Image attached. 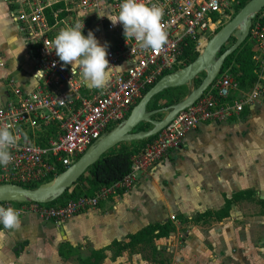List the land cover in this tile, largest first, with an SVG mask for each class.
Returning <instances> with one entry per match:
<instances>
[{
    "label": "built area",
    "instance_id": "built-area-1",
    "mask_svg": "<svg viewBox=\"0 0 264 264\" xmlns=\"http://www.w3.org/2000/svg\"><path fill=\"white\" fill-rule=\"evenodd\" d=\"M4 1L31 47L36 62L34 75L41 85L25 91L14 85L13 79L8 80L12 88L0 105V127L19 134L20 139L11 149L12 163L0 166V184L28 188L56 177L59 170L68 168L102 134L124 120L161 76L181 68L184 49L192 44L199 52L201 41L206 43L214 35L236 5V0H147L150 5L163 7L162 23L168 40L160 49L141 50L134 39L126 40L122 24L113 26L108 19V15L118 14L121 0ZM76 23L84 24L82 31L92 27L98 42L107 48L113 72L105 90L87 88L79 69L73 74L71 65H64L51 50L59 31ZM248 38L255 82L242 88L230 68L220 71L192 105L131 153L130 169L121 179L92 195L53 203L2 201L0 206H11L21 216L31 214L60 223L131 188L140 174L150 171L171 148L179 147L185 134L200 123L238 117L246 106L264 97V8L252 19Z\"/></svg>",
    "mask_w": 264,
    "mask_h": 264
},
{
    "label": "crops",
    "instance_id": "crops-1",
    "mask_svg": "<svg viewBox=\"0 0 264 264\" xmlns=\"http://www.w3.org/2000/svg\"><path fill=\"white\" fill-rule=\"evenodd\" d=\"M9 9L0 0V105L10 95V78L25 91L41 85ZM154 99L148 110L161 107ZM143 124L149 125L141 122L133 131L148 129ZM147 139L114 147L134 152ZM250 202L264 205V97L226 122L200 123L131 188L96 208L60 223L27 214L19 230L2 227L0 264H264L252 226L231 220ZM225 207L228 215L219 219ZM166 222L174 229L167 237L124 246L145 227Z\"/></svg>",
    "mask_w": 264,
    "mask_h": 264
},
{
    "label": "water",
    "instance_id": "water-1",
    "mask_svg": "<svg viewBox=\"0 0 264 264\" xmlns=\"http://www.w3.org/2000/svg\"><path fill=\"white\" fill-rule=\"evenodd\" d=\"M264 8V0H249L229 21L224 23L216 33L210 37L196 58L187 65L161 76L133 106L129 115L102 134L86 151L68 168L56 177L45 181L34 188L17 184H0V202L2 201H35L49 203L57 200L66 190H70L74 183L82 176L86 169L97 162L103 154L121 142L142 140L156 134L166 126L173 117L186 107L192 105L202 93L212 84L220 73L225 58L235 51L248 37L254 16ZM230 37L234 42L221 52L222 45ZM205 72L201 82L184 98L169 106L148 110L149 101L165 89L190 84L194 78ZM4 103L5 100H2ZM164 112L165 115L156 119L155 114ZM141 122L151 124V128L133 131Z\"/></svg>",
    "mask_w": 264,
    "mask_h": 264
},
{
    "label": "clouds",
    "instance_id": "clouds-1",
    "mask_svg": "<svg viewBox=\"0 0 264 264\" xmlns=\"http://www.w3.org/2000/svg\"><path fill=\"white\" fill-rule=\"evenodd\" d=\"M163 7L149 4L147 0H121L116 15H108L115 26L123 25L126 40L134 39L141 50L160 49L168 40ZM84 24L76 23L61 29L54 37L52 49L64 65H71L74 74H79L89 88L105 90L111 82L113 66L110 65L105 45L98 42L89 31L83 34ZM117 67V66H115ZM19 134H14L6 127H0V166L7 167L13 161L11 149L17 146ZM21 212L11 206H0V224L7 230L21 228ZM5 233L0 231V238Z\"/></svg>",
    "mask_w": 264,
    "mask_h": 264
},
{
    "label": "trees",
    "instance_id": "trees-1",
    "mask_svg": "<svg viewBox=\"0 0 264 264\" xmlns=\"http://www.w3.org/2000/svg\"><path fill=\"white\" fill-rule=\"evenodd\" d=\"M249 0H236L235 11L236 13L248 2ZM234 39H228L226 46L228 43L232 44ZM230 44V45H231ZM229 45H227L228 47ZM226 49V48H225ZM223 46L221 48V52L223 50ZM198 51L194 50L192 44H189L183 53V64L180 67H183L193 61L198 55ZM226 68H230V72L233 78L238 82L239 86L242 88H246L252 85L256 80V73L252 67V45L249 42V38L247 37L244 42L230 55H228L224 63L222 65L221 71ZM196 82V86L201 82L199 79V74L194 78ZM193 81V82H194ZM182 87V86H180ZM179 87H175L173 89H178ZM171 89V88H170ZM169 89H165L156 96L163 95ZM154 96V98L156 97ZM183 95H177L174 97L172 102L162 103L163 106L170 105L173 102H177ZM157 105V102L154 103ZM150 139V138H148ZM108 152V151H107ZM105 153L101 156V158L95 162L93 165L89 166L86 171L82 174L80 178L74 183L71 191L66 190L64 193L58 198V200H62L65 198H71L78 195H92L97 189L100 187L110 185L117 180L121 179L130 169L131 161L130 156L132 150L121 149L115 152ZM64 169L59 170V173ZM50 180V179H48ZM47 180V181H48ZM30 188L36 187V185H29ZM53 203V202H52ZM263 206V205H262ZM227 207V206H226ZM225 207V208H226ZM227 209L222 210L221 212H217L216 215L219 219L227 216ZM209 214H205L207 216ZM200 219V218H197ZM174 230L172 222H166L164 224H155L145 227L143 230L138 232L136 235L132 236L124 246L129 247L140 241L150 240L151 237L164 238L167 237L169 232ZM88 264V263H82Z\"/></svg>",
    "mask_w": 264,
    "mask_h": 264
},
{
    "label": "rangeland",
    "instance_id": "rangeland-1",
    "mask_svg": "<svg viewBox=\"0 0 264 264\" xmlns=\"http://www.w3.org/2000/svg\"><path fill=\"white\" fill-rule=\"evenodd\" d=\"M233 12V13H232ZM232 12H230L228 15H229V17H228V19H226L224 22L226 23L227 21H229L235 14H236V11H235V6H234V11H232ZM218 29H220V28H218ZM217 29V30H218ZM216 30V31H217ZM216 31H215V33H216ZM214 33V34H215ZM213 35H211L210 37H212ZM234 39V37H230L229 39ZM209 39V38H208ZM227 43V42H226ZM225 43V44H226ZM225 44H223L222 46H223V49H225V48H228L229 46H230V44L228 43L227 45H229L228 47H227V45L226 46H224ZM202 48H200V50H201ZM204 76H205V72H202V73H200L199 74V79H203L204 78ZM194 81V80H193ZM191 82L190 84H188V85H184V86H182V87H179L178 89H173V88H171V89H169L168 91H166L163 95H160V96H158V97H155L156 98V101H157V103H160V105H161V107H165V106H163V104L162 103H169V102H172L173 100V98L174 97H177V95H183L181 98H180V100L182 99V98H184L193 88H195L196 87V82L194 81V82ZM154 98L153 99H151V101L149 102V106L151 105V103L152 102H154ZM174 103H176V102H173V103H171V104H174ZM170 104V105H171ZM167 106H169V105H167ZM161 115H165V113L164 112H160L159 114H157L156 116H157V118L159 117L160 118V116ZM156 118V119H157ZM149 126H150V124L148 125V124H143L142 125V127H148L149 128ZM123 144V143H122ZM116 151V148L115 147H113V148H111L107 153H110V152H115ZM239 213H241V215H237V214H235L234 216H232L231 217V220L234 222V223H236V224H238V221H239V224L241 225V226H247L248 225V227H251L252 226V228L254 229V232H255V251H256V255L258 256V258L260 257V262H261V260L264 258V218L262 217V215L261 214H263L264 215V205L263 206H261V205H257V204H255V203H253V202H250L249 204L247 203V204H245V205H240L239 206ZM237 212V211H236ZM249 215V216H248ZM247 216L248 217H251L252 219H251V221L249 222V221H247ZM246 219V220H245ZM256 263L257 264H260V263H258V260L256 261ZM238 264H242V262H240V261H238ZM243 264H246V263H244L243 262Z\"/></svg>",
    "mask_w": 264,
    "mask_h": 264
},
{
    "label": "bare ground",
    "instance_id": "bare-ground-1",
    "mask_svg": "<svg viewBox=\"0 0 264 264\" xmlns=\"http://www.w3.org/2000/svg\"><path fill=\"white\" fill-rule=\"evenodd\" d=\"M201 45H202V46L205 45V41H204V40L201 41Z\"/></svg>",
    "mask_w": 264,
    "mask_h": 264
}]
</instances>
